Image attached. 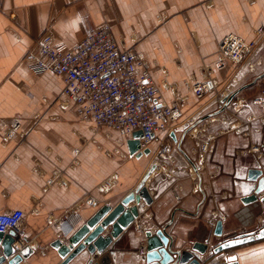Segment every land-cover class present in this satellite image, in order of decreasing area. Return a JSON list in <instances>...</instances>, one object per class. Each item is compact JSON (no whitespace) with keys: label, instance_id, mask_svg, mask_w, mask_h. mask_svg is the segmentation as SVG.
Masks as SVG:
<instances>
[{"label":"crops","instance_id":"1","mask_svg":"<svg viewBox=\"0 0 264 264\" xmlns=\"http://www.w3.org/2000/svg\"><path fill=\"white\" fill-rule=\"evenodd\" d=\"M103 23L110 24L123 49L144 56L156 84L164 69L179 92L187 96L181 119L173 123L167 136L161 134L171 144L173 162L157 168L149 177L159 172L168 175L156 192L163 196L158 203L141 207L144 216L139 212L137 223L144 228L138 229L133 223L117 242L116 264H139L144 249L140 232L153 231L164 223L174 207L186 212H176L168 228L178 247L204 243L214 227V213L223 217L225 237L264 228V200L260 201L264 194L245 205L238 186L250 166L264 157L262 111L251 103L252 98L264 97L260 79L237 94L248 101L242 117H257L244 127L246 134L228 129L234 118L230 104L220 109V99L252 82L264 71V63L251 73L244 61L239 65L229 62L226 70L215 73L216 91L200 100L185 86L203 80L202 67L215 66L218 43L228 34L245 42H258L256 56L264 52L259 43L264 38V0H2L0 213L21 210L24 219L19 231L32 234L31 240L22 241V248H29L30 253L19 264H58L60 258L51 244L61 240L60 231L70 234L99 206L116 204L155 159L157 143L147 148V157L129 155L127 140L132 136L124 138L79 119L74 105L61 95V79L51 72L33 74L24 60L41 34L73 45ZM170 99L169 92L160 90L158 103ZM188 119H195L194 125L182 139L179 129ZM14 121L18 122L15 135L5 138L6 129ZM172 132L176 142L169 136ZM205 141L210 149L202 154L199 143ZM253 146L259 151L251 150ZM106 150L118 153L110 157ZM190 162L199 167L196 179L188 174ZM112 174L116 175L112 186L107 192H99L98 184ZM171 190L178 196L173 206L164 198ZM90 197L97 201L95 207L83 204L66 217L62 227L50 222L51 217L58 220L76 203ZM221 239L210 234L207 250L200 257L206 258L210 245ZM228 254L236 257L237 264H264V238L228 250L206 264L220 262Z\"/></svg>","mask_w":264,"mask_h":264},{"label":"built area","instance_id":"2","mask_svg":"<svg viewBox=\"0 0 264 264\" xmlns=\"http://www.w3.org/2000/svg\"><path fill=\"white\" fill-rule=\"evenodd\" d=\"M1 2L2 0L0 6ZM259 43L264 47V38ZM257 48L258 42H245L233 34L224 36L218 43L215 66L202 67L203 80L187 82L185 86L196 99L200 100L216 91L215 73L226 70L229 62L239 65L244 61L246 70L254 72L256 66L264 63V52L255 55ZM24 60L33 74L51 72L61 79V95L74 105L79 119L88 121L96 127L115 131L124 138L140 131L139 151L146 150L152 143L158 145L153 161L157 168L169 166L173 162L170 155L171 144L161 134L167 136L173 123L181 119L187 96L179 92L164 69H161L162 79L156 84L144 56L139 52L123 49L116 42L110 24L103 23L73 45L56 41L51 34H41L25 53ZM160 90L170 93L171 99L168 103H158ZM251 103L261 107L263 121L264 97L252 98ZM247 105V99L237 95L230 102L234 118L228 123L229 130L246 134L244 127L257 118L253 114L242 117L245 116L244 107ZM194 120L188 119L186 124L193 126ZM17 127L18 122H12L6 129L4 137H13ZM199 148L200 152L205 154L210 149L209 143L201 142ZM251 150L258 152L259 147L253 146ZM106 152L110 157H113V153H118L117 150ZM198 172V165L196 169L192 166L188 168L191 178L196 179ZM115 177L116 175L112 174L98 184V191L107 192ZM50 182L51 180H48V183ZM96 203L93 197L81 200L58 220L51 217L50 222L62 227L66 217L76 213L80 206L87 204L95 207ZM141 215L144 216V212H140ZM213 215L216 216L212 223L214 226L216 221L222 220L223 217L216 213ZM23 219L24 214L21 210L0 213V232L4 234L18 232ZM134 223L138 229L144 228L137 223V219ZM59 235L64 241L69 234L60 231ZM20 245H14V248L21 249L25 246L22 241Z\"/></svg>","mask_w":264,"mask_h":264},{"label":"water","instance_id":"3","mask_svg":"<svg viewBox=\"0 0 264 264\" xmlns=\"http://www.w3.org/2000/svg\"><path fill=\"white\" fill-rule=\"evenodd\" d=\"M263 77L264 71L249 84L223 96L220 99L222 104L220 109H225L242 89L253 85ZM184 126L179 129L183 133L182 139L193 127L187 124ZM169 136L176 142L173 132ZM140 137L141 132L136 131L132 134V138L127 140L129 155L137 158L150 155L148 149L138 150ZM180 143L181 140L177 142L179 150ZM190 166L197 168L194 162H190ZM156 169L157 164L152 162L141 180L116 204L99 206L64 241L56 239L51 246L60 258L58 264H71L75 261L82 262V264H116L117 242L133 226L141 207L154 205L163 196L156 192H158V185L165 180L166 174L159 172L149 180ZM242 177L244 180L238 184L243 192L241 202L246 205L257 201L258 195L264 194V157L255 161ZM164 198L169 206H173L178 201L174 190L169 191ZM263 200L264 198L260 199L261 202ZM165 211L166 209L162 210V212ZM179 211L186 213L183 209L174 207L164 223L154 228L153 231L145 229L140 232L139 240L144 243V249L137 261L139 264H206L213 257L220 258L228 250L264 238V228L225 237L222 232V221L217 220L210 234L213 237H223V239L210 245L206 258H201L200 256L207 250L210 234L204 243H192L188 248H184L175 245L174 237L168 231L175 213ZM31 236L29 231H11L7 234L0 232V264H19L22 259H25L30 253L29 248L17 250L13 245L20 241L28 242ZM213 264H237V262L233 254H228L222 261Z\"/></svg>","mask_w":264,"mask_h":264},{"label":"trees","instance_id":"4","mask_svg":"<svg viewBox=\"0 0 264 264\" xmlns=\"http://www.w3.org/2000/svg\"><path fill=\"white\" fill-rule=\"evenodd\" d=\"M259 81L261 82L259 86L262 88V87L264 86V84L262 83V82H264V77L261 78ZM250 88H251V87H250Z\"/></svg>","mask_w":264,"mask_h":264},{"label":"rangeland","instance_id":"5","mask_svg":"<svg viewBox=\"0 0 264 264\" xmlns=\"http://www.w3.org/2000/svg\"><path fill=\"white\" fill-rule=\"evenodd\" d=\"M234 91H236V90H234ZM234 91H233V92H234ZM261 97H262V96H261ZM255 106H259V105H255ZM206 153H207V152H206Z\"/></svg>","mask_w":264,"mask_h":264},{"label":"bare ground","instance_id":"6","mask_svg":"<svg viewBox=\"0 0 264 264\" xmlns=\"http://www.w3.org/2000/svg\"><path fill=\"white\" fill-rule=\"evenodd\" d=\"M160 170V169H159Z\"/></svg>","mask_w":264,"mask_h":264}]
</instances>
